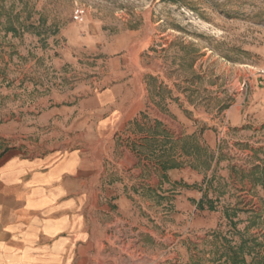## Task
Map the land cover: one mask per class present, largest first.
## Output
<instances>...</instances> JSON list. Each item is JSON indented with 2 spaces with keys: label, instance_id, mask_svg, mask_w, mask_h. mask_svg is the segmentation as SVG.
<instances>
[{
  "label": "rangeland",
  "instance_id": "374dc122",
  "mask_svg": "<svg viewBox=\"0 0 264 264\" xmlns=\"http://www.w3.org/2000/svg\"><path fill=\"white\" fill-rule=\"evenodd\" d=\"M125 68L144 72L156 105L177 104L198 134H216L229 178L214 169L198 204L200 218L215 212V227L198 234L176 217L166 236L164 218L149 216L168 206L155 205L143 212L157 236L143 235L140 253L119 264H210L215 233L264 242V0H0V159L75 135L72 108ZM190 137L186 149L209 169L214 153Z\"/></svg>",
  "mask_w": 264,
  "mask_h": 264
},
{
  "label": "crops",
  "instance_id": "0c3cea01",
  "mask_svg": "<svg viewBox=\"0 0 264 264\" xmlns=\"http://www.w3.org/2000/svg\"><path fill=\"white\" fill-rule=\"evenodd\" d=\"M143 77L111 69L72 108L79 132L58 134L61 143L47 151L0 159V264H119L140 253L143 235L157 236L143 212L155 205L168 206L149 216L164 218L166 236L176 217L196 222L198 234L216 226L215 212L200 218L198 204L214 169L229 178L217 136L198 134L177 104L156 105ZM192 134L214 153L209 169L207 156L186 151Z\"/></svg>",
  "mask_w": 264,
  "mask_h": 264
},
{
  "label": "trees",
  "instance_id": "16d2710c",
  "mask_svg": "<svg viewBox=\"0 0 264 264\" xmlns=\"http://www.w3.org/2000/svg\"><path fill=\"white\" fill-rule=\"evenodd\" d=\"M194 149H204L200 143L194 144ZM190 152V148L186 149ZM167 165L164 166V169ZM254 173V170L251 171ZM256 179V178H255ZM213 242L215 249L210 258V264H264V254H260L257 248L264 242L257 235L242 234L238 242H232L228 237L215 233Z\"/></svg>",
  "mask_w": 264,
  "mask_h": 264
},
{
  "label": "built area",
  "instance_id": "2783aa9c",
  "mask_svg": "<svg viewBox=\"0 0 264 264\" xmlns=\"http://www.w3.org/2000/svg\"><path fill=\"white\" fill-rule=\"evenodd\" d=\"M84 12V9L83 8H79L77 9L76 13H75V19H81L82 18V14ZM262 73H264V68H262L260 70Z\"/></svg>",
  "mask_w": 264,
  "mask_h": 264
}]
</instances>
